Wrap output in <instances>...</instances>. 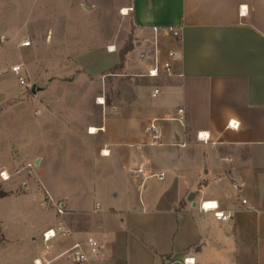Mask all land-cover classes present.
I'll return each instance as SVG.
<instances>
[{"label":"crops","instance_id":"0c3cea01","mask_svg":"<svg viewBox=\"0 0 264 264\" xmlns=\"http://www.w3.org/2000/svg\"><path fill=\"white\" fill-rule=\"evenodd\" d=\"M127 8L143 39L122 70L142 83L114 104L93 95L73 99L90 115L87 125L73 127L75 155L86 167L73 178L89 189L60 194L38 178L37 199L49 217L35 226L19 217L22 207L0 212V264H75L77 242L89 255L84 264H264V0H130ZM153 26L180 28L181 38L160 33L155 41ZM169 50L177 55L171 75L146 76ZM155 88L161 93L154 97ZM44 106L45 119L55 116ZM56 115L70 131L67 113ZM153 121L156 139L145 130ZM13 153L0 166L12 176L0 200L21 199L30 187L16 188ZM92 193L103 197L105 211L103 201H87ZM47 194L66 201L73 234L46 243L43 232L59 222ZM135 199L142 209L131 208ZM204 202L231 218L218 220ZM89 237L99 242V256L90 253Z\"/></svg>","mask_w":264,"mask_h":264},{"label":"rangeland","instance_id":"374dc122","mask_svg":"<svg viewBox=\"0 0 264 264\" xmlns=\"http://www.w3.org/2000/svg\"><path fill=\"white\" fill-rule=\"evenodd\" d=\"M129 1L0 0V37L6 36L0 41V71L6 69L0 72V166L11 162L14 149L16 188L24 190V184L30 185L21 199L0 200L2 214L18 206L24 209L19 216L23 221L34 219L35 226L46 221L48 213L38 200L43 194L38 178L60 194L81 186L84 193L89 189L87 181L73 178L86 174L75 155L73 127L87 125L90 115L83 108L85 102L73 99L93 95L97 101L103 97L100 103L114 104L120 102L123 91L129 94L142 83L139 74L112 69L124 51L131 48V52L143 39L127 8ZM26 41L31 44L24 46ZM15 65L22 66L26 85L13 72ZM46 95L59 97L62 103L57 104L55 98L46 102ZM44 105L55 116L45 119ZM57 111L67 113L65 125L70 131L64 129ZM72 117H77V124ZM36 155L42 160L39 166L35 165ZM98 200L103 201L100 211H105L102 196L92 193L87 198L90 203ZM131 208L142 209L137 199ZM97 220L101 222L99 216ZM107 223L112 226L111 220Z\"/></svg>","mask_w":264,"mask_h":264},{"label":"built area","instance_id":"2783aa9c","mask_svg":"<svg viewBox=\"0 0 264 264\" xmlns=\"http://www.w3.org/2000/svg\"><path fill=\"white\" fill-rule=\"evenodd\" d=\"M152 30L155 34V41L158 40V35L160 33H163L166 37H172L174 39H180L181 38V30L180 28H174V27H159V26H153ZM6 37L1 36L0 41H5ZM156 43V42H155ZM31 43L29 41H26L23 43L24 46H29ZM176 52L173 50H169L167 58L165 60L159 61L157 58H155L154 65L148 70V72L145 74L146 76L150 78H159L163 75H171L173 71V62L176 60ZM146 55L142 54L140 56L141 59H144ZM146 58H150V56H147ZM13 72L16 75H19L20 83L22 85H26V80L21 76L22 66L21 65H15L12 68ZM161 93L159 88H155L153 91V96H158ZM100 99V98H99ZM98 99V102L100 101ZM104 100V99H103ZM180 112L183 111V109L179 110ZM146 132L150 133L153 138H158L159 136V128L155 121L151 122L150 124L146 125L145 127ZM200 138L204 137L200 134ZM0 177L6 181L10 179V176L5 171H2L0 173ZM160 178L163 177V174L159 175ZM46 203L49 204L51 207H53L57 213L59 222L56 226L51 227L43 232V240L44 242H49L52 239H55L57 237H68L73 234L72 228L68 225L66 221V216L68 214L67 204L65 200H54L49 194L46 195ZM243 204H247V200H242ZM201 208L204 211H215V217L218 220L226 221L230 217V215H226L224 211L218 210V205L213 202H204L201 205ZM248 209L251 208L250 206L247 207ZM86 245L89 247L90 253L95 257L99 256L100 254V244L99 242L94 239L93 237H89L86 241ZM70 252H72V258L75 264H84L88 261L89 255L84 249V244L81 242L75 243L72 248L70 249ZM40 264L39 262H37ZM186 264H190V259H185Z\"/></svg>","mask_w":264,"mask_h":264},{"label":"trees","instance_id":"16d2710c","mask_svg":"<svg viewBox=\"0 0 264 264\" xmlns=\"http://www.w3.org/2000/svg\"><path fill=\"white\" fill-rule=\"evenodd\" d=\"M130 50H131V48L128 49V50H126V51H124V52L120 55V62H119V64L113 66L112 69H115V68H123V67H124L125 57H126L127 53H128ZM7 195H8V192L4 189L3 184L0 183V198L5 197V196H7ZM0 232H1V221H0ZM3 239H4V237H3V235H1V236H0V240H3Z\"/></svg>","mask_w":264,"mask_h":264},{"label":"bare ground","instance_id":"6f19581e","mask_svg":"<svg viewBox=\"0 0 264 264\" xmlns=\"http://www.w3.org/2000/svg\"><path fill=\"white\" fill-rule=\"evenodd\" d=\"M100 101L103 102L101 99H100ZM96 131H97L96 128H92V129H91V132H93V133H95ZM6 175H7V173H6Z\"/></svg>","mask_w":264,"mask_h":264},{"label":"water","instance_id":"95a60500","mask_svg":"<svg viewBox=\"0 0 264 264\" xmlns=\"http://www.w3.org/2000/svg\"><path fill=\"white\" fill-rule=\"evenodd\" d=\"M32 90H33V92H35V91H36V89H35V86L32 88ZM37 163H38V161H37Z\"/></svg>","mask_w":264,"mask_h":264}]
</instances>
